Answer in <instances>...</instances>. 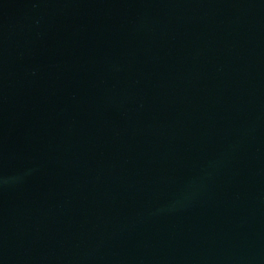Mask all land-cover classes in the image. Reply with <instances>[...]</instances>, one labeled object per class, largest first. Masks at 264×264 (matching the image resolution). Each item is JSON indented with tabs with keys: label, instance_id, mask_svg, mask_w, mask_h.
Listing matches in <instances>:
<instances>
[{
	"label": "water",
	"instance_id": "1",
	"mask_svg": "<svg viewBox=\"0 0 264 264\" xmlns=\"http://www.w3.org/2000/svg\"><path fill=\"white\" fill-rule=\"evenodd\" d=\"M0 264H264V0H0Z\"/></svg>",
	"mask_w": 264,
	"mask_h": 264
}]
</instances>
